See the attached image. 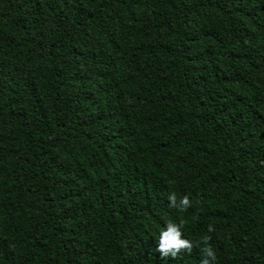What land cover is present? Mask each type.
I'll list each match as a JSON object with an SVG mask.
<instances>
[{"label":"trees","instance_id":"1","mask_svg":"<svg viewBox=\"0 0 264 264\" xmlns=\"http://www.w3.org/2000/svg\"><path fill=\"white\" fill-rule=\"evenodd\" d=\"M167 219L264 264V0H0V264H200Z\"/></svg>","mask_w":264,"mask_h":264},{"label":"clouds","instance_id":"2","mask_svg":"<svg viewBox=\"0 0 264 264\" xmlns=\"http://www.w3.org/2000/svg\"><path fill=\"white\" fill-rule=\"evenodd\" d=\"M168 207L175 208L181 212L187 211L192 206V201L189 195L178 197L175 192H170L167 196ZM199 203V201H197ZM185 221L181 219L178 223L172 219L166 220V226L160 230L158 247L156 251L161 254L162 258L177 259L182 252L191 254L194 247H200L201 260L200 264H215L217 260L216 251L211 242V235H203L197 244L184 237L183 229ZM214 231V226H208V232ZM202 245V246H201Z\"/></svg>","mask_w":264,"mask_h":264}]
</instances>
